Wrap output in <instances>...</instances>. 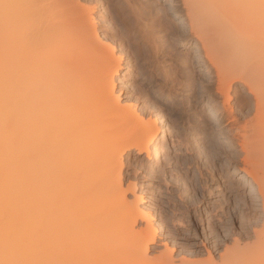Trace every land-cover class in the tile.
I'll return each mask as SVG.
<instances>
[{"label":"bare ground","instance_id":"1","mask_svg":"<svg viewBox=\"0 0 264 264\" xmlns=\"http://www.w3.org/2000/svg\"><path fill=\"white\" fill-rule=\"evenodd\" d=\"M174 1H169L166 12L180 19L176 38L194 59L190 70L181 71L185 87L194 84L195 72L207 74L216 83V94L209 95L206 107L217 95L231 97L234 82L249 84V92H255L251 129L247 132L243 126L247 131L240 134L254 144L250 150L259 172L236 167L242 174L240 190H250L252 203L259 199L262 217L259 221L258 214L253 216L262 229H252L251 243L241 245L234 238L232 245L225 244L218 254L220 263L211 264H264V0H239L242 11L235 4L238 0H180V6ZM72 2L0 0L4 40L0 39V264H172L175 243L171 241L156 255H148L158 233L153 216L140 208L142 197L135 193V183L126 188L120 183L122 158L129 150L148 153L162 132L157 154L164 153L163 116L154 110L145 117L129 98L114 95L113 74L119 73L121 56L106 36L100 40L92 17L94 5ZM217 4L223 13L235 8L243 19L239 18L241 32L229 34V27L214 23L212 14L220 10ZM229 9L226 13L231 14ZM160 21L165 26L167 20ZM251 31L256 32L254 37ZM113 56L116 63L108 67ZM102 66L94 75L95 68ZM165 73L163 81L168 77ZM252 79H258L259 93ZM249 122H245L248 127ZM173 138L169 133L172 145ZM127 192L132 200H127ZM139 220L144 226L136 228ZM212 232L203 237H218ZM214 243L219 246L218 240ZM181 258L179 264L207 261Z\"/></svg>","mask_w":264,"mask_h":264},{"label":"rangeland","instance_id":"2","mask_svg":"<svg viewBox=\"0 0 264 264\" xmlns=\"http://www.w3.org/2000/svg\"><path fill=\"white\" fill-rule=\"evenodd\" d=\"M72 1H78L79 4H84V7L87 5L89 8L94 5V8L92 7L94 10L91 11L99 38L106 36L112 43L115 54L121 56L119 75L113 74L116 78L114 95L117 94L119 99L129 98V102L134 103L135 107L145 117L154 110L163 116V134L166 141L164 153L157 154L160 152L161 132L151 144L148 153L136 154V149H131L124 154L120 174V183L123 188H126L128 183H135V193L142 197L139 206L146 212L149 210L153 216V223L157 227V237L150 244L148 255H156L159 251L164 250V244L170 245L173 242L176 245L174 244L175 252L172 253L170 259L172 264H179V261L183 259L182 256L188 259L186 260L188 262L191 259L190 262L207 260L206 264L208 262V264L220 263L218 254L224 252L225 244L226 247L232 245L234 238H239L241 245H243V241L244 244L251 243L254 239L252 229H262L259 222L262 217V209L259 199L256 203L250 201L248 188L244 191L245 193L240 190L239 184L242 182L240 179L242 174L236 165L248 166L251 170L259 172L258 161L254 160L255 158L251 154L253 149L250 150L254 144L251 141L249 143V140L246 143L240 134L247 130L249 132L251 129L252 123L249 122V118L253 117L255 113L256 103H254L255 98L252 95L255 92H249V84L234 82L230 91L231 97L217 95L218 97L216 96L210 106L206 107L209 95L216 94L213 93L216 83L210 82L207 74L195 72L197 75L194 76V84L191 87H185L186 81L182 77L181 71L183 69L190 70L189 67L192 66L189 64L194 59L193 55L187 51V46L181 45L179 39L176 38L177 35L174 30L180 19H175L166 12L171 0ZM174 2L178 6L181 5L180 0ZM242 3L239 0L235 3L238 10H241ZM113 6L118 8L121 13H118ZM216 6L220 10L218 13V10L215 9L212 14L214 23H222L229 27L226 29L229 34L241 32V28H243L239 24L241 17L235 13L236 11H233L235 8L233 7V10H231L232 7L227 8L234 12L230 11V14L226 13L227 9L223 13L219 4ZM220 12L231 23L225 21ZM122 14L125 15L122 17ZM235 14L238 17H235L234 20L232 17ZM126 15L127 18L124 17ZM121 17L127 21L123 20L122 23ZM183 17L184 15L181 16V18ZM220 18L223 19V22H221L222 19L220 21ZM162 19L167 20L163 27L160 21ZM125 21L129 26L125 24ZM138 24L143 25V27L140 26V30ZM126 29L130 32L125 31ZM141 29L146 32L144 30L142 32ZM125 32L128 34H126L127 36H124ZM131 33L133 34L131 35ZM250 33L254 37L256 32L251 31ZM101 38L100 40L103 39ZM0 39L4 43L3 38L0 37ZM250 40L251 38L248 41ZM114 58L115 56L110 58L111 65L108 67L116 63V58L115 60ZM162 67L163 69H160ZM103 68L104 66L96 67L95 69L98 71L94 69L93 71L96 73L93 74H97ZM165 71L166 77H168L166 81H163L161 76ZM124 72L127 73L126 79L122 80ZM91 73L89 72V74ZM255 80L252 79L251 81L254 82L251 83H255L254 86H257L255 91L259 93L258 85H256L258 79ZM124 81L126 87L124 89L121 87V89L120 85L122 86ZM98 89L94 91V96L95 92L99 91ZM80 99L82 100V98ZM216 117L218 118L217 121ZM218 120L220 126L217 125ZM244 120L249 122L250 128ZM243 126L247 129L246 131H244ZM169 133L172 138L174 137L173 145L170 142ZM238 133L239 135H237ZM241 143L247 148L248 153L242 149L244 147L240 145ZM245 153L248 156L251 155L248 157L249 159L247 156L245 157ZM244 159L248 160L245 161ZM252 164L256 166L254 167ZM255 186L254 190L256 189ZM256 196L258 198V195ZM126 198L132 200V194L127 192ZM250 205L253 206L251 207L253 209L249 208ZM215 206L220 208H213ZM220 211H223L222 214ZM255 214H258L256 216H258L259 221H257L256 216H253ZM251 217L253 221L250 220ZM209 225L210 228L212 227L210 231ZM143 226L144 222L139 220L136 228ZM241 230L248 233L243 234ZM212 231L214 234H218L219 238L207 239L203 237L204 234ZM222 234L223 237H221ZM214 240H218L219 246L214 243ZM208 250L212 255H210L212 257L211 262L208 260L210 259L208 258Z\"/></svg>","mask_w":264,"mask_h":264}]
</instances>
